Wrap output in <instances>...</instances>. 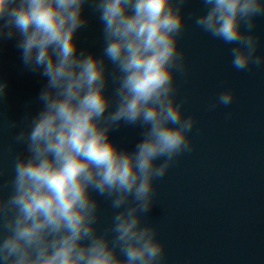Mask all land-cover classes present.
Here are the masks:
<instances>
[{
	"label": "clouds",
	"instance_id": "obj_1",
	"mask_svg": "<svg viewBox=\"0 0 264 264\" xmlns=\"http://www.w3.org/2000/svg\"><path fill=\"white\" fill-rule=\"evenodd\" d=\"M199 2L203 14L193 11L188 18L231 45L232 68L264 67L254 32L264 2ZM189 3L0 0V41L18 38L25 68L47 79L37 97L42 109L25 115L26 126L13 137L24 150L0 183V264H166L158 230L144 218L156 204V181L195 150L190 134L196 120L182 111L185 101L177 102L175 79L187 75L179 41ZM85 5L103 26L99 58L77 53L74 42L87 24ZM6 90L0 82V100ZM234 98L232 91L220 92L208 110L228 107ZM128 126L141 130L132 151L110 140ZM93 193L114 213L103 233Z\"/></svg>",
	"mask_w": 264,
	"mask_h": 264
},
{
	"label": "water",
	"instance_id": "obj_2",
	"mask_svg": "<svg viewBox=\"0 0 264 264\" xmlns=\"http://www.w3.org/2000/svg\"><path fill=\"white\" fill-rule=\"evenodd\" d=\"M193 11L203 14L199 0H190L184 9L186 30L179 48L187 75L177 73L175 79L177 102L185 101L182 111L196 120L190 134L195 150L156 181V204L144 221L157 228L166 264H264V67L233 69L231 45L197 29L188 18ZM82 17L87 24L74 37L77 53L99 58L103 26L98 13L85 5ZM254 32L259 37L256 54L264 57V17L256 18ZM17 39L0 41V82L7 84L0 100V183L10 178L12 164L24 150L13 137L26 126L25 115L42 109L37 97L47 83L25 68ZM113 87L110 82L106 95H112ZM223 91L234 93L233 103L209 111ZM20 121L18 128H8V122ZM140 131L122 127L110 140L132 151L142 138ZM93 196L100 204L96 227L103 233L114 213L103 197Z\"/></svg>",
	"mask_w": 264,
	"mask_h": 264
}]
</instances>
